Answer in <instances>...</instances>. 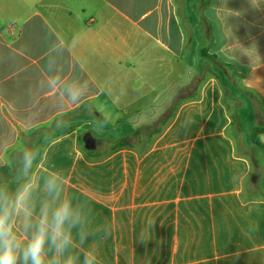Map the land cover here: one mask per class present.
Listing matches in <instances>:
<instances>
[{
    "label": "crops",
    "instance_id": "0c3cea01",
    "mask_svg": "<svg viewBox=\"0 0 264 264\" xmlns=\"http://www.w3.org/2000/svg\"><path fill=\"white\" fill-rule=\"evenodd\" d=\"M93 112L106 155L79 143ZM257 129L264 0H0V166L35 148L37 174L62 172L111 222L102 264H264Z\"/></svg>",
    "mask_w": 264,
    "mask_h": 264
},
{
    "label": "clouds",
    "instance_id": "9594fccd",
    "mask_svg": "<svg viewBox=\"0 0 264 264\" xmlns=\"http://www.w3.org/2000/svg\"><path fill=\"white\" fill-rule=\"evenodd\" d=\"M87 90V81L64 88L73 104ZM98 119L99 133L108 120ZM40 158L38 149L23 148L13 178H0V264H102L89 241L109 238L111 222L94 225L92 203L68 190L62 172L53 168L37 174Z\"/></svg>",
    "mask_w": 264,
    "mask_h": 264
},
{
    "label": "rangeland",
    "instance_id": "374dc122",
    "mask_svg": "<svg viewBox=\"0 0 264 264\" xmlns=\"http://www.w3.org/2000/svg\"><path fill=\"white\" fill-rule=\"evenodd\" d=\"M97 116L90 114L85 120L79 121L77 120V126L79 128V136H80V145L85 149L84 143L82 140L83 135L86 132H89L95 139L97 145L100 147V153L106 155L111 150V143L108 142L107 139H116L117 137H114L117 133V131H113L111 128L108 129V127H104L101 132H97V126L100 124L99 120L96 118ZM95 122L98 123L97 126H95ZM158 125V124H156ZM122 250V249H121ZM136 264H144V257H136ZM104 264H111V257H105L104 258ZM134 264V263H133Z\"/></svg>",
    "mask_w": 264,
    "mask_h": 264
},
{
    "label": "trees",
    "instance_id": "16d2710c",
    "mask_svg": "<svg viewBox=\"0 0 264 264\" xmlns=\"http://www.w3.org/2000/svg\"><path fill=\"white\" fill-rule=\"evenodd\" d=\"M62 132H64V131H56L52 137H55ZM259 132H264V129H257L252 135V140L256 145L264 147L256 138V134ZM118 144H119V146H123L125 143H123V141H120V143H118ZM84 150L87 152H92V151L87 150V149H84ZM18 156H19V153H15L10 165L0 166V174L6 176L7 178H10L11 176H13V172H14L13 170L17 166V163H18Z\"/></svg>",
    "mask_w": 264,
    "mask_h": 264
},
{
    "label": "water",
    "instance_id": "95a60500",
    "mask_svg": "<svg viewBox=\"0 0 264 264\" xmlns=\"http://www.w3.org/2000/svg\"><path fill=\"white\" fill-rule=\"evenodd\" d=\"M84 147L87 150H94L97 147L96 139L89 133L86 132L82 137Z\"/></svg>",
    "mask_w": 264,
    "mask_h": 264
}]
</instances>
